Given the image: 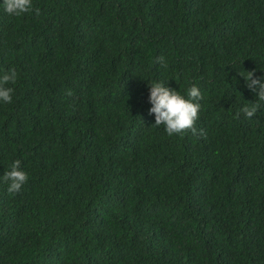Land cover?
I'll return each mask as SVG.
<instances>
[{"label":"trees","instance_id":"obj_1","mask_svg":"<svg viewBox=\"0 0 264 264\" xmlns=\"http://www.w3.org/2000/svg\"><path fill=\"white\" fill-rule=\"evenodd\" d=\"M32 3L0 9V177L28 174L0 181V264H264V103L240 112L239 75L264 82V0ZM153 82L198 87L197 135L154 127Z\"/></svg>","mask_w":264,"mask_h":264},{"label":"clouds","instance_id":"obj_2","mask_svg":"<svg viewBox=\"0 0 264 264\" xmlns=\"http://www.w3.org/2000/svg\"><path fill=\"white\" fill-rule=\"evenodd\" d=\"M0 9L13 17H20L33 10L37 16L40 15L39 8L33 9L32 0H3L0 3ZM157 63L162 67H167L163 56L158 58ZM239 75L244 78L246 86L258 97L257 102H248L240 109L246 118H252L260 109L261 103H264V82L259 78H254L255 72L240 71ZM16 82L17 71L14 67L0 75V102L5 104L12 102L14 88L7 87V85H15ZM149 88V103L152 105L149 114L155 116L154 127L163 126L169 137L184 136L189 132L192 135H197L196 122L199 120L201 107L199 101L203 99L198 87H190L187 91V98L179 91L166 87L164 83L153 82L149 84ZM66 95L71 97L73 93L68 90ZM240 112L235 114L236 118H239ZM199 135L206 137V133L202 129L199 131ZM20 165L21 161L15 160L11 164L10 170L4 172L0 177V181L8 184L9 194L18 193L28 181V174L21 170Z\"/></svg>","mask_w":264,"mask_h":264}]
</instances>
